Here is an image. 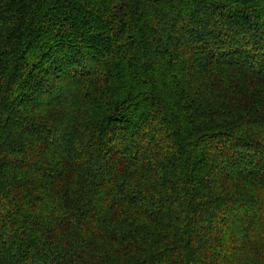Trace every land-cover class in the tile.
Segmentation results:
<instances>
[{
	"label": "trees",
	"instance_id": "obj_1",
	"mask_svg": "<svg viewBox=\"0 0 264 264\" xmlns=\"http://www.w3.org/2000/svg\"><path fill=\"white\" fill-rule=\"evenodd\" d=\"M0 264H264V0H0Z\"/></svg>",
	"mask_w": 264,
	"mask_h": 264
}]
</instances>
